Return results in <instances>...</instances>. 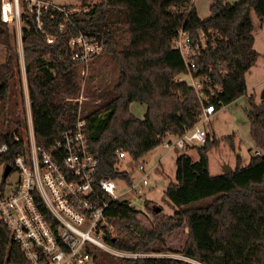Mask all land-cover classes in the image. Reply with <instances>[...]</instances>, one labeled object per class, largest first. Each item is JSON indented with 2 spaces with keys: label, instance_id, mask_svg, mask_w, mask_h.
<instances>
[{
  "label": "trees",
  "instance_id": "16d2710c",
  "mask_svg": "<svg viewBox=\"0 0 264 264\" xmlns=\"http://www.w3.org/2000/svg\"><path fill=\"white\" fill-rule=\"evenodd\" d=\"M23 9L25 3L22 1ZM70 7V4H64ZM252 13L264 22V0H211L209 14L200 17L193 0H81L80 11L58 25L60 15L48 19L46 32L56 36L47 43L21 13L22 49L30 116L35 143L48 147L67 128L73 127L79 103V65L70 59L68 40L83 33L103 39L101 57L113 61L117 80L113 85H86L91 108L83 114L89 149L98 161L97 177L132 183L127 169L117 167V150L130 156L135 166L143 155L169 136H177L199 119L202 104L187 82L177 80L186 73L178 51L171 46L175 31L183 27L192 36L200 32L214 36L212 47L197 59V74H206L220 88L217 96L228 104L245 95V74L257 60ZM0 144L9 150L0 161L9 163L24 154L27 139L26 111L22 91L15 29L0 21ZM213 99V98H212ZM215 101V99H213ZM146 105L144 118L130 104ZM218 108V106H217ZM249 131L259 153L242 165L238 159L229 172L211 174L208 152L218 145L210 138L196 147L198 159L182 150L175 158V180L164 194L175 207L160 214L154 226L141 224L140 214L125 200H110L104 210V240L111 246L133 252L168 250L166 236L186 229L183 258L144 256L114 257L92 247L93 264H264V98L246 110ZM234 150V135L223 137ZM132 166V167H133ZM130 167V168H132ZM213 197L205 205L191 206ZM147 205V200H145ZM0 264H28L9 230L0 223Z\"/></svg>",
  "mask_w": 264,
  "mask_h": 264
},
{
  "label": "built area",
  "instance_id": "2783aa9c",
  "mask_svg": "<svg viewBox=\"0 0 264 264\" xmlns=\"http://www.w3.org/2000/svg\"><path fill=\"white\" fill-rule=\"evenodd\" d=\"M23 11L29 15L31 24L43 39L53 43L56 36L46 32L43 16L50 20L60 15L64 19L58 25L61 32L65 28V20L80 8L66 7L50 0H0V21L15 29L20 71L25 75L21 31ZM214 39V36L208 37L203 32L192 36L182 26L175 31L171 46L179 52L186 73L199 78L190 86L198 95L202 111L198 121L183 134L173 136V140L166 137L162 140L168 150H185L203 144L208 133L202 123L208 122L218 109L226 105L217 96V92L222 90L210 83L209 76L197 74V59L204 49L213 46ZM0 46L3 47L2 44ZM68 46L70 59L82 66L93 55L99 54L105 43L98 36L78 33L69 38ZM8 150L7 144H0V159ZM117 156L120 161H130V156L123 150H117ZM135 166L142 172L140 180L136 184L130 183L119 193L114 179L97 177L98 161L89 149L80 105L73 127L64 130L48 147L35 143L32 126H29L26 152L9 163L0 161V223L9 230L11 239L28 264H88L92 247L122 257L147 256L149 254L143 252L114 249L104 240L101 229L106 222L107 198L125 200L136 210L143 211L142 204H133L123 195L136 190L138 184H148L147 177L153 167L146 169L139 160ZM136 198L140 200V196Z\"/></svg>",
  "mask_w": 264,
  "mask_h": 264
},
{
  "label": "rangeland",
  "instance_id": "374dc122",
  "mask_svg": "<svg viewBox=\"0 0 264 264\" xmlns=\"http://www.w3.org/2000/svg\"><path fill=\"white\" fill-rule=\"evenodd\" d=\"M50 1L55 4H70V7L75 6L78 8H80L81 3V0ZM85 1L92 4L97 2L98 0ZM208 1L210 2L211 0H195V6L196 8L197 5L199 6V12L202 15H205L203 13H206L205 11L208 9ZM252 19L254 25L253 33L255 34L256 47L258 49L259 56L245 74L246 94L238 97L234 101L218 109L210 117V120L208 122L202 123V127L207 130L210 138H215L219 142L217 146H215L208 152L209 171L211 174L220 173L225 164H228L232 168L235 167L238 159L240 160V163L244 165L248 163V159L255 154V150L258 151L250 136L249 121L246 116V110H249L251 108V104L260 102L262 92L264 90V22L257 18L253 13ZM15 47L17 50L16 37ZM3 56L4 47L0 46V60L3 59ZM79 67L78 81L80 83V92L78 94V97L74 98V100H76L78 103L80 102V112L83 115L87 110L91 108L90 105H85V103L90 102V96L86 94V85L88 84L92 87H95L99 84L103 87L113 85V83L117 80V72L113 61L104 56L94 62L91 61ZM176 79L187 82L189 85L192 84L193 81H199V78H193L191 75L184 72L179 74ZM21 82L27 121V128L26 130H24L23 136H25L28 140L29 126H32V124L28 89L23 72H21ZM23 82H25V84H23ZM248 97L251 98L249 99ZM130 110L137 117L144 118V115L146 113V105L138 102H133L130 104ZM231 135H234L235 138L234 150L225 140L222 139L223 137ZM167 139L173 140L174 137L172 135H169L167 136ZM181 151L182 150H168L161 143L139 159V161L143 162L146 169L153 167V169L149 171L147 177L148 184H138L136 190L124 194L123 197L133 204L143 205L144 209L140 214V219L141 224L144 227L150 228L151 226H154L158 216H160L161 214L169 215L175 210V207L166 198L164 190L170 181L175 180V158L177 153H180ZM187 153H189L192 157H195V160L198 159V152L196 147H194L193 149H189ZM130 163V161H128L127 163L124 161H119L117 167L121 170L127 169L130 173L132 182L136 184L140 180L142 172L138 170L136 166H133ZM1 172L2 169L0 168V174ZM115 181L117 184V193L122 192L129 187V184L125 180L117 179ZM137 196H140V200L136 198ZM212 198L213 197L204 198L191 203L190 205H205L210 202ZM142 200H144L143 203ZM145 200H147V205L145 204ZM155 208H160L161 210L158 216L155 213ZM185 239L186 229H182L166 236L165 244L168 247V250H165L163 252L153 251L143 253L149 254L147 256L176 257L183 258L188 261H193L181 256L177 252L181 250ZM114 249L117 248L114 247ZM117 250L129 252L127 250ZM111 255H113L114 257H122L114 254ZM88 264L93 263L88 262Z\"/></svg>",
  "mask_w": 264,
  "mask_h": 264
},
{
  "label": "crops",
  "instance_id": "0c3cea01",
  "mask_svg": "<svg viewBox=\"0 0 264 264\" xmlns=\"http://www.w3.org/2000/svg\"><path fill=\"white\" fill-rule=\"evenodd\" d=\"M209 2V1H208ZM211 2V1H210ZM210 2H209V4H210ZM193 3H194V5H195V0H193ZM209 4H208V9L205 11L206 13H203V14H205V15H202L199 11H200V9H199V6L197 5V12H198V14H199V16L200 17H204V16H207L208 14H209ZM253 35H254V48L258 51V49H257V47H256V38H255V34L253 33ZM246 94V93H245ZM249 98V97H248ZM251 98V97H250ZM249 98V99H250ZM208 133V132H207ZM173 136V135H172ZM167 138V137H166ZM169 140V139H168ZM194 147H190L189 149H193ZM175 150H177V149H174V150H171V151H175ZM256 152H257V150H255V154H256ZM259 153V152H258ZM179 153H177V155H178ZM176 155V156H177ZM190 155V154H189ZM191 156V155H190ZM197 156H198V154H197ZM191 158L193 159V160H195L194 158L195 157H192L191 156ZM197 158V157H196ZM250 159V158H249ZM249 159H248V161H249ZM234 168V167H233ZM222 172V171H221ZM220 172V173H221ZM217 174H219V173H217Z\"/></svg>",
  "mask_w": 264,
  "mask_h": 264
},
{
  "label": "water",
  "instance_id": "95a60500",
  "mask_svg": "<svg viewBox=\"0 0 264 264\" xmlns=\"http://www.w3.org/2000/svg\"><path fill=\"white\" fill-rule=\"evenodd\" d=\"M261 98H264V90L262 92V96ZM233 168L231 166H229L228 164H225L222 168V172H229L231 171ZM198 264V263H197Z\"/></svg>",
  "mask_w": 264,
  "mask_h": 264
}]
</instances>
